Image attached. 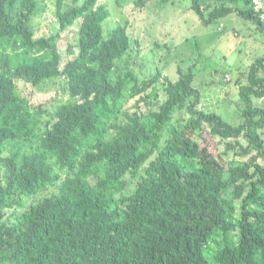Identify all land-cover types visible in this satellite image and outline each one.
Masks as SVG:
<instances>
[{
	"label": "trees",
	"instance_id": "16d2710c",
	"mask_svg": "<svg viewBox=\"0 0 264 264\" xmlns=\"http://www.w3.org/2000/svg\"><path fill=\"white\" fill-rule=\"evenodd\" d=\"M190 8L204 25L234 13L264 33L250 0ZM41 11L0 0V264H264V58L238 86L233 125L202 108L191 67L138 81L128 26L105 37L98 0H55V34H36ZM76 20L72 44L61 34ZM54 80L68 98L48 118L51 103L17 93Z\"/></svg>",
	"mask_w": 264,
	"mask_h": 264
},
{
	"label": "rangeland",
	"instance_id": "374dc122",
	"mask_svg": "<svg viewBox=\"0 0 264 264\" xmlns=\"http://www.w3.org/2000/svg\"><path fill=\"white\" fill-rule=\"evenodd\" d=\"M136 1L98 0L110 14L103 23L105 37L118 24L128 26L133 47L124 60L129 61L128 67L137 80L149 78L160 70L169 80L176 81L178 68L186 72L191 67L193 86L200 92L202 108L219 114L233 125L241 123L238 86L247 82L249 66L257 58H264V33L234 13L204 25L190 8L192 0H145L142 7H137ZM36 2L42 11L32 20L33 29L38 36L55 34L59 28L54 18L55 0ZM71 2L64 0L66 5ZM78 24L79 20L74 21L61 38L74 44ZM220 25L222 29L218 30ZM17 93L34 105L51 103L44 112L46 118L57 104L68 98L63 81L58 80L43 82L36 88L17 82ZM139 98L140 95L129 99L122 112L131 114ZM254 103L264 108V98ZM55 190L50 187L27 203ZM206 256L211 261V256Z\"/></svg>",
	"mask_w": 264,
	"mask_h": 264
},
{
	"label": "built area",
	"instance_id": "2783aa9c",
	"mask_svg": "<svg viewBox=\"0 0 264 264\" xmlns=\"http://www.w3.org/2000/svg\"><path fill=\"white\" fill-rule=\"evenodd\" d=\"M252 10L259 15V18L264 21V0H250ZM222 29V25L218 30ZM227 78V76H225Z\"/></svg>",
	"mask_w": 264,
	"mask_h": 264
}]
</instances>
